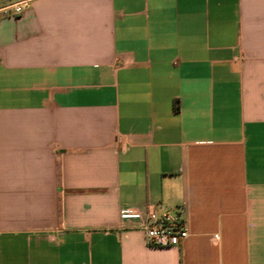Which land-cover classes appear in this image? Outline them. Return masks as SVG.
Instances as JSON below:
<instances>
[{
    "label": "crops",
    "instance_id": "crops-1",
    "mask_svg": "<svg viewBox=\"0 0 264 264\" xmlns=\"http://www.w3.org/2000/svg\"><path fill=\"white\" fill-rule=\"evenodd\" d=\"M180 207L188 238L149 246ZM0 264H264V0L3 16Z\"/></svg>",
    "mask_w": 264,
    "mask_h": 264
},
{
    "label": "built area",
    "instance_id": "built-area-1",
    "mask_svg": "<svg viewBox=\"0 0 264 264\" xmlns=\"http://www.w3.org/2000/svg\"><path fill=\"white\" fill-rule=\"evenodd\" d=\"M30 2L31 0H19L0 6V19L13 12H22L30 5ZM141 229L149 246H178L189 236L183 216V207L178 208L177 211L166 210L161 213L154 208H149ZM216 237L218 238V235Z\"/></svg>",
    "mask_w": 264,
    "mask_h": 264
}]
</instances>
